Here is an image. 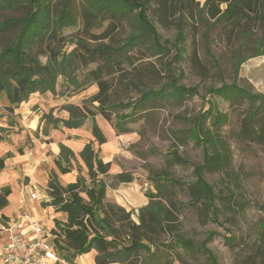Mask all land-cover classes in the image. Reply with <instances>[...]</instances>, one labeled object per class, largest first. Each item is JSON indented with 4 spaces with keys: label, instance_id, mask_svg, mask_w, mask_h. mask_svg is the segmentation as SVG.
Returning <instances> with one entry per match:
<instances>
[{
    "label": "trees",
    "instance_id": "1",
    "mask_svg": "<svg viewBox=\"0 0 264 264\" xmlns=\"http://www.w3.org/2000/svg\"><path fill=\"white\" fill-rule=\"evenodd\" d=\"M55 2L60 6L55 8ZM9 10L23 12L20 16L11 15L0 20V37L14 32L12 42L0 47V94L4 93L12 105L10 111L14 112L35 92H55L60 77L76 91L95 83L99 90L90 101L92 104L98 102L96 110L69 104L65 106L69 118L57 120L51 112L43 114L42 121L53 128L58 127V122L67 128H80L91 117L92 134L98 145L107 142V136L96 122L97 114L110 122L117 133H128L132 130L125 122L135 119L140 109L145 111L148 106L169 96L181 99L198 93L196 87L179 84L178 77L174 76L176 62L182 60L190 36L193 44L191 63L203 75L207 74V69L198 52V37L202 35L207 54L217 61L211 49V35L218 27L226 47L230 49L240 41L242 49L246 50L250 42L249 54L233 55L236 77L243 63L264 55V0H87L82 12L83 25L71 39L65 38L61 32L79 26L72 0H0V11ZM130 18H133L135 28L127 38L115 39L123 27V20ZM152 19L166 29H175L174 41L162 40ZM104 21L108 22L107 25L100 32H94L96 25ZM91 40L98 43L91 44ZM70 41L75 46L70 51L64 50ZM146 43L160 57L159 66L153 61L145 62L147 54L136 52L141 44L145 46ZM171 48L175 54L167 59ZM93 64L96 66L91 68ZM128 75L138 87L140 97L127 104L112 101L110 97L115 79ZM165 78L167 80L164 81ZM149 79L155 80L159 86H150L147 83ZM211 93L234 101L241 98L251 104L259 102L258 107L264 105V94L239 87L236 81L221 88H211ZM125 107H130L127 112H118ZM217 110L210 102L208 109L194 118L190 132L176 135V144L189 138L203 148V162L194 167L196 179L184 182L167 170L159 171L155 178L156 191L146 192L148 203L140 208L138 222L132 218V210L105 201L107 185L103 176L108 175L110 163L100 158V149L94 147V141L87 143L80 153L93 182L90 186L86 185L83 176L64 186L52 172L47 204L68 216L65 223L56 222L51 238L63 259L74 264L78 255L95 250L97 264H173L174 260L189 264L179 250L182 248L187 253L202 252L211 264H218L215 254L207 246L213 241L216 231H207L200 244L181 232L180 216L186 204L179 198L180 193H185L189 197L187 205L198 209L203 222L220 223L221 206L218 201L230 209L229 220L246 210L248 202L239 198L241 181L237 176L230 175L236 191L226 194L217 193L204 177V172L228 174L232 169L233 152L228 138L205 126L208 118L216 129L227 122V114ZM43 133L49 135L48 127L43 129ZM237 136L264 144V117L259 118L257 111L251 112L243 119ZM5 138L0 130V142ZM59 146L57 167L61 173L71 172L76 155L63 143ZM10 155L0 156V172L5 169ZM167 163L171 167L190 162L174 148ZM116 177L120 182L133 181V176L128 173H119ZM11 193L10 186L0 189V210L9 204ZM226 229V243L232 249L240 247L241 238L230 228ZM252 236L258 243L255 255L264 259V220L259 222Z\"/></svg>",
    "mask_w": 264,
    "mask_h": 264
},
{
    "label": "rangeland",
    "instance_id": "2",
    "mask_svg": "<svg viewBox=\"0 0 264 264\" xmlns=\"http://www.w3.org/2000/svg\"><path fill=\"white\" fill-rule=\"evenodd\" d=\"M86 2L87 0H72V7L79 19V26L78 28H66L63 30L61 34L65 38L71 39L78 34L79 28L83 25L82 12ZM54 6L57 8L60 5L58 2H55ZM22 14L21 10L0 11V20L11 15L20 16ZM152 21L160 33L162 40L169 39L174 41L175 29H166L155 19H152ZM107 23V21L98 23L94 28V32H100ZM134 28L135 22L133 18L123 20V27L119 29L118 36L115 39L119 38L121 40L127 38ZM13 36L14 32L2 34L0 37V47L11 43ZM211 39L213 42L211 49L217 61L207 54L202 35L200 34L198 37V52L202 62L206 66V75H203L192 66L190 60V53L193 48L191 36L186 43V50L182 55V60L176 62L174 76L178 77V83L196 87L198 93L181 99L169 96L152 106H148L145 111L140 109L135 119L125 122V125L132 130L128 132L129 136L133 134L135 136L134 139L120 144L115 158L112 157L109 151L103 152V155H109L112 158V161L109 162V173L103 176L107 185L105 201L114 202L112 201L114 199L123 200L127 204L129 211H133L132 218L138 222L139 210L144 205H141V202L134 205L130 193L138 191L140 197L144 198L143 196H146V192H155V178L159 171L167 170L173 177L184 182L194 181L196 179L194 167L203 162V148L189 138L183 143L176 144V135L181 132H190L194 118L208 109L210 102H212L213 106H215V111L218 109L217 111L226 113L228 120L220 128L216 129L212 124L211 118H208L205 126L211 130L219 131L228 138L233 152L232 169L228 174L224 172H204V177L215 187L217 193L226 194L231 190L236 191V187L230 180V175L234 174L241 181L239 198L248 202V204L246 210L242 213L240 212L237 218L229 220L228 218L231 216L230 209L222 205L221 201H218V205L221 206L220 223L211 220L203 222L199 216L198 209L194 205H187L189 197L185 193H180V200L186 204L180 216L181 232L195 243L200 244L205 239L207 231H216V236L207 246L215 254L218 264H264V259H261L254 253V249L257 248L258 243H256L257 241L252 236L256 226L260 221L264 220V210L262 209V205H264V144L242 140L237 136L243 119L251 112L257 111L259 118L264 117V105L258 107L259 102L251 104L241 98L234 101L223 95L211 93V88H221L224 84H231L236 81L239 87L254 93L264 94V55L251 58L243 63L236 77L233 55L241 57L249 54L250 42L246 50L242 49L240 41L236 42L230 49L224 43L220 27L214 30ZM72 41L66 43L64 50H72L75 46ZM104 41L109 42L108 39ZM96 42L97 40H91V44H96ZM142 45L139 46L136 52L138 54H147L144 61H153L159 66L160 57L155 54L151 45ZM174 54L175 50L171 48V54L167 59L173 57ZM95 66L93 64L90 67L94 68ZM181 72L182 74H180ZM130 78L131 75H128L126 78L118 76L115 79V85L111 90L110 97L112 101H122L123 104H127L132 103V101L140 97L138 87L129 80ZM147 83L150 86H155L154 88L159 86L155 80L149 79ZM98 90V85L93 83L80 91H76L73 86L67 85L63 77H60L55 92L33 93L27 101L39 99V103H31L29 105V108L37 112L39 117L38 127L31 134L23 132L28 130L24 123L25 118H23V114L21 113L27 107V101L25 103L22 102L14 109V112H11L10 107L12 105L9 103L6 95L4 93L0 94V130L6 136L5 140L0 142V153L8 149H10V152L14 150L16 155L20 153V149L25 152L28 147H31L33 138L37 137L40 140H44L43 129L46 127L49 129V135L52 132H66V129H77L67 128L61 122H58V127L53 128L52 125H47L46 122L42 121V116L45 113L52 112L54 119H67L70 114L65 109V106L69 104L84 105L90 107L92 110H96L98 102L92 104L90 99ZM20 108H22L21 111ZM129 108L125 107L118 112H127ZM95 119L107 138H110L109 132L111 130L112 132L116 131L110 122L101 114H97ZM92 126L93 119L89 117L80 128L88 135L92 133ZM25 134L27 136L22 141L21 138ZM92 137L94 139V136ZM96 143L94 140V147L97 149ZM174 148H177L178 152L188 159L190 163L176 164L168 167L167 160L171 157V151ZM8 153L6 152L4 155ZM10 154L12 156V153ZM100 158L103 160L102 156ZM51 166H53V169L55 168V162L52 160L48 161L46 165L50 177L53 172L52 169L49 170ZM73 169L78 172V176H83L86 179L87 186L93 183L81 156H78L73 162ZM119 173L131 174L133 181L120 182L116 177ZM28 178L25 175H21L19 179H12V181L17 188V184L20 186L23 182L27 183L29 181ZM82 195L89 201V197L85 192ZM99 214L102 216V213L99 212ZM0 223H2L1 218ZM226 228H230L241 238L242 244L240 247L232 249L226 243V236L228 235ZM179 250L183 253L184 260L189 264H211L207 255L202 252L192 254L185 252L182 248ZM59 255L63 259L60 252ZM64 261L67 262V260ZM173 264L182 263L174 260Z\"/></svg>",
    "mask_w": 264,
    "mask_h": 264
},
{
    "label": "crops",
    "instance_id": "3",
    "mask_svg": "<svg viewBox=\"0 0 264 264\" xmlns=\"http://www.w3.org/2000/svg\"><path fill=\"white\" fill-rule=\"evenodd\" d=\"M200 1L204 2L205 0ZM38 101L39 99H30L26 102L27 107L21 112L23 118H25V126L28 129L23 131L25 133L29 132L31 134V132L38 127L39 116L37 112L29 108L31 103H39ZM21 109L22 108H20V111ZM66 130V132H52L49 136L44 135V140H40L37 137L33 138L31 147H28L25 152L24 150L22 152L20 151L17 155L14 150L10 152V149L0 153V156H4L6 152L12 153V156L10 155V157L6 159L5 169L0 172V189L4 186H10L12 190L9 196V204L0 210V218L2 219V223H0V264L10 242L9 235L6 231L9 222L15 221L19 223L21 232L27 237L35 239L36 236L26 218L27 215L40 220L41 224L48 232V235H50L56 227L57 221L65 223L68 220V216L65 212L56 211L53 205L47 204V202L49 203L50 201L48 184L51 178L46 165L48 161L52 160L55 162V168L53 169V166H51L49 170L52 169L53 173H56L58 181L62 185L66 186L69 183L75 182L78 177V172L76 170L72 169L71 172L61 173L57 167L56 159L59 157L60 153L59 143H63L73 150L77 158L80 156L85 145L94 141V139L92 133L87 135L81 128ZM26 136L27 134L23 135L21 140L23 141ZM109 136L110 138H107V142L101 145L96 143L97 149L101 151L100 156H102L106 163L111 162L112 158L109 157V155H103V152L109 151L112 157L115 158L120 144L132 140L135 137L133 134L129 136V133H117L116 131L112 132V130L109 132ZM75 160H73V162ZM21 175L29 177V181L27 183L23 182L20 186L17 184L16 188L12 179H19ZM34 192L37 193V198H31V194ZM138 193V191H132V193H130L134 205L139 202H141V205H146L148 203V198L146 196L142 198ZM112 201L119 203L129 210L127 204H125L123 200L114 199ZM96 255L97 251L95 250L78 255L74 259V264H97Z\"/></svg>",
    "mask_w": 264,
    "mask_h": 264
},
{
    "label": "built area",
    "instance_id": "4",
    "mask_svg": "<svg viewBox=\"0 0 264 264\" xmlns=\"http://www.w3.org/2000/svg\"><path fill=\"white\" fill-rule=\"evenodd\" d=\"M37 197L36 192L31 194V198ZM26 218L36 238L31 239L22 233L19 223L9 222L6 231L10 242L1 259V264H70L61 259L56 247L51 242L52 232L48 235L40 220L29 215Z\"/></svg>",
    "mask_w": 264,
    "mask_h": 264
}]
</instances>
